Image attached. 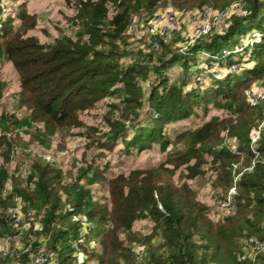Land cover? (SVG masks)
<instances>
[{
	"label": "trees",
	"instance_id": "obj_1",
	"mask_svg": "<svg viewBox=\"0 0 264 264\" xmlns=\"http://www.w3.org/2000/svg\"><path fill=\"white\" fill-rule=\"evenodd\" d=\"M233 2L247 12L232 16L225 33L209 40L211 35L200 37L186 51H173L169 41L153 37L152 45L159 46L152 47L161 48L160 54L138 50L128 65L122 62L135 14L147 11L152 18L168 4L178 10L213 4L219 10ZM71 7L73 30L50 43L16 30L12 17L0 25V61L12 65L14 82H19L18 89H11L0 80V264L31 261L23 249L15 256L2 250L1 239L15 234L11 213L17 198L29 224L25 246L40 248L46 239L53 252L51 264H217L223 248L239 244L237 264H251L245 249L255 241L264 244V129L261 139L251 142L264 108L251 103L246 90L264 80V37L248 49L249 58L232 53L222 60L229 71L225 61L239 56L243 68L221 78L196 62L202 61L198 56L203 50L220 54L236 47L250 27L264 31V0H74ZM173 66L180 68L179 76L169 72ZM143 82L150 86L148 92ZM12 102L28 112L22 117ZM102 102L108 112L101 120L112 134H84L88 149L82 159H75L77 166L65 170L41 158L21 162L14 157L18 144L8 132L47 147L48 139L65 126L94 128L80 114ZM194 115L200 122L187 125ZM227 137L236 144L230 146ZM121 143L124 147L118 149ZM108 148L125 158L118 164L122 170L109 172L115 168L112 160L99 162L96 152ZM149 154L155 158L151 166L141 160ZM257 154L261 157L254 171L239 181L234 201L245 225L255 216L261 234H247L241 243L245 225L237 229V216L216 225L186 179L196 173V162L209 164L210 158L211 167L225 175V187H232V164L242 156L251 161ZM102 166L107 176L99 173ZM141 221L154 223L150 234L137 228ZM158 236L161 241L155 246ZM133 244L148 245L150 254L139 258Z\"/></svg>",
	"mask_w": 264,
	"mask_h": 264
},
{
	"label": "rangeland",
	"instance_id": "obj_2",
	"mask_svg": "<svg viewBox=\"0 0 264 264\" xmlns=\"http://www.w3.org/2000/svg\"><path fill=\"white\" fill-rule=\"evenodd\" d=\"M73 1L74 0H0V25H3L4 20L8 19L9 17H12L13 26L16 30L20 29V31L25 32L27 35L30 34L38 37L41 42L50 43L53 42L55 38L59 37L61 35V32H70L71 30H73L71 21V17L74 14V10L71 7L73 6ZM234 4L238 5L239 3L233 2L229 6L222 9H230ZM213 6V4H210L208 8L202 10H196V7L178 10L177 8L168 4L167 6H161L156 12H154L152 18L150 15L151 13L147 11H142L141 13L135 14L130 30L126 34V44L124 48L127 50L128 56L123 58L122 62H131L134 58V54L138 50H142L148 55L151 53L154 56L160 54L162 52L161 48L158 51L155 50L154 48L156 47L152 45L153 37H160L166 42L169 41V43H167V47L169 49H172L173 51H178L180 49L181 51H186L187 49L189 50L191 47H196L195 44H197L198 42H196L197 40L193 39L192 37L193 29L190 24V19L196 15V12H215L216 9L213 8ZM234 9L235 11L229 13L226 17H224L220 24L214 27L213 31L208 34L211 35L209 36L208 40L212 37H216L220 34L225 33L228 30L227 26L229 25L232 16H243L242 14L245 12L243 6ZM168 11H174L178 14L180 25L178 27L168 29L165 34H162V32H158L156 30L155 32H153L150 25L153 18L157 14H163ZM255 30L257 29L250 27L248 33H252ZM249 39L246 34H242L240 38L241 43L240 41L238 43V45L240 44V46L237 45L236 47L246 46L245 52H248L250 54L251 51H249L248 49L255 42H247ZM236 47L225 49L234 50ZM224 50L220 54H211L203 50L198 56V59L202 61L199 63L196 62V65L198 64L199 66H201L202 64L205 65V67L207 68H211L208 72L214 73L216 77H218L217 73H219V71H225L223 72L225 73L223 76H225L227 73H231L230 71H226V69H223L222 66V60H225V58L222 57ZM234 61H240V57H229L225 61L227 67L232 66V63ZM193 64L195 63L193 62ZM125 65H128V63ZM196 65L192 67V70L197 68ZM178 71L180 72V68H178L177 66H173L171 70H169L170 73L176 74V76H179L180 74ZM202 74L204 75L205 72H202ZM170 78L171 80H176L177 77ZM204 79L207 80L208 77L204 76ZM0 80L2 82L9 83V87L11 89L19 88V82H14L17 81L15 70L12 65L8 62L4 63L0 61ZM255 86L264 88V80H257L252 83L250 87L246 90V94H248L251 89ZM143 88L146 92L150 90V86L146 84V82H143ZM12 106L14 108H21V115L23 114L22 117L28 112L27 108L19 107L14 102H12ZM1 108L2 106L0 105V110ZM196 108L199 107L196 106ZM107 112L108 109L105 105V102L98 103L95 106L86 109L80 114V119L83 120L88 126H94V128L83 129L79 127L65 126L59 130L58 134L55 137L48 139L47 147H42L39 144L37 145L33 140L23 141V139H20L19 136H16V132L13 130L8 132L9 134L6 136L9 139L15 140L18 144V148L14 157L18 158L21 162H26V160H28L29 158H41L46 162H52L57 164L58 166H64L65 170H69V168L78 165V163L75 162V159H82L83 155L88 149L87 139H85V137L83 136L84 134L94 133L92 135L94 137L103 136L104 134V136H106V134L108 133L112 134L110 125L104 124L101 120V116L105 115ZM116 115L119 116L118 113ZM198 122L200 121H198L197 117L194 115L190 118V121L187 122V125L193 126L196 125ZM261 122L255 129H257L261 125ZM127 124L128 130L131 132V129H129L130 122ZM2 134L0 133V136H3ZM2 138L3 137H1L0 139ZM227 142L228 144H231L230 146L236 144L235 140L231 137H227ZM0 146H2L1 140ZM123 147L124 145L123 143H121V145L118 146V149H122ZM237 147L239 146L237 145ZM237 147H235L233 150L237 149ZM105 153L110 154V156L102 157L101 155ZM34 155L36 156L32 157ZM96 156L98 157L99 162L104 163L106 162V160H112L113 166L115 168L110 170L109 172H116L122 170L118 167V164L123 163L125 158L121 156V153H118L116 149H102L101 151L96 152ZM152 156V154H149L147 156L142 157L141 160L146 162L147 166H151L153 161L155 162V158L152 159ZM260 157L261 155L257 154L253 157V159H251V161H247L245 156H242L240 162H234L232 164V184L237 185L235 196L240 193L238 187L239 181L243 178L244 175L251 174L254 171ZM207 160H209V164L196 162V173L194 175H189L190 179H186V181L191 186L192 190L195 192V195L198 200L203 204L207 205L210 211V217L214 220L216 225L224 224L227 218H234L237 216L234 223L236 224L237 229H243L246 219H243L241 215H238L239 208L235 204V196L232 197V194H230L231 187L227 188L224 185L225 175L222 173H218V171H215L213 167H211L212 163L210 158ZM99 173L103 174L104 176L108 175V171L103 169V166L99 169ZM165 179H168V177H166ZM103 198H105L104 195ZM67 209H69V207ZM24 216L26 219V215ZM33 218H35V216H33ZM34 220H36V218ZM252 220L253 223L245 225L244 229L242 231L240 230L243 235L238 238V241H240L241 243L243 241H246L247 234H256L257 236L261 234V232L258 231L260 227L259 223H257L255 220V216L252 217ZM153 225L154 223L152 221H141L137 224V228L141 231L147 232V230ZM261 226L264 227V216L263 223ZM27 232L28 230L25 231L24 234L18 239V243L20 244L21 249H23L25 252H27L25 248H29L30 250V259L32 260H26L27 262L25 263L37 264L36 257L31 258V256H42L43 254H49V262L52 261L53 257L51 256H53V252L51 251V249H48L47 240L40 239L42 238V236H39L38 238L42 241V247L33 248L31 245H29L31 247L25 246ZM147 234H150V232L148 231ZM2 240L3 239H1V243L4 241ZM33 240L34 239H30V242H33ZM160 241L161 236L154 238L153 245H158ZM256 242L257 241H255V245L253 243H250L245 249V252L248 253L247 257L253 261H251V264H264L261 258L264 256V247L260 246V243L257 244ZM205 243L207 244V242ZM133 246L134 251L140 255L139 258H144L148 256V252L150 254V250H147L149 249L148 245V247L146 245V247H144L143 244H133ZM235 249H238L236 255L233 252V250ZM240 250V244L238 247L223 248L217 258V264H237L236 257L238 256ZM31 253H35V255H31Z\"/></svg>",
	"mask_w": 264,
	"mask_h": 264
},
{
	"label": "built area",
	"instance_id": "obj_3",
	"mask_svg": "<svg viewBox=\"0 0 264 264\" xmlns=\"http://www.w3.org/2000/svg\"><path fill=\"white\" fill-rule=\"evenodd\" d=\"M241 4L239 3L234 4L230 9H221L216 10L215 12H205L200 13L196 12V15L190 19V24L192 26L193 32L192 37L193 39L197 40L200 37H203L205 35L210 34L214 27H216L220 22L223 20L224 17H226L229 13H232L235 11L234 8H239ZM242 7V6H241ZM245 11L242 15H246ZM241 16V15H240ZM151 28L153 32L158 31L162 32V34L166 33L168 29H172L175 27H178L180 25L179 16L174 11H168L166 13L157 14L152 22H151ZM248 41H258L261 40L264 37V31L255 30L252 33H249L247 35ZM246 42V43H247ZM245 43V44H246ZM159 44L156 43V47H158ZM246 46L236 47L234 50L225 49L223 53V58H226L227 56L231 55L232 53H243V59L249 58L250 54L248 52H245ZM243 68V62H234L232 66L230 67V72H237ZM228 71V70H226ZM225 72V71H223ZM222 71H219L217 73L218 77H223L225 73ZM248 100L251 103H260L263 105L264 108V88L255 86L251 89V91L247 94ZM264 126V110L262 114V122L261 125L255 129L251 136V142L252 144H256L261 139V134ZM237 185L233 184V186L230 189V194H232V197L236 194ZM16 207L13 209L11 213V218L15 227V234L8 238L4 239L2 244V250L4 252V255L6 256H15L17 251L21 249L20 244L18 243V239L24 234L25 231L28 230L29 224L26 222L25 214L22 213V200L20 198H17L15 200ZM82 225L85 228H88V223L86 221H81ZM260 246L264 245L262 243L259 244ZM31 247V246H29ZM26 251L29 252V248H26ZM35 253H31V255ZM36 257L37 264H51V261L49 262L50 255L49 254H43L42 256H31V258ZM52 257V256H51ZM32 260V259H31Z\"/></svg>",
	"mask_w": 264,
	"mask_h": 264
}]
</instances>
